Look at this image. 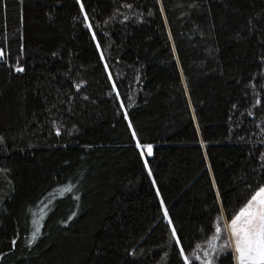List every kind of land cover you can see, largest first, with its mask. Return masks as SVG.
Returning a JSON list of instances; mask_svg holds the SVG:
<instances>
[{
    "label": "trees",
    "instance_id": "1",
    "mask_svg": "<svg viewBox=\"0 0 264 264\" xmlns=\"http://www.w3.org/2000/svg\"><path fill=\"white\" fill-rule=\"evenodd\" d=\"M0 49V264H237L264 0H0Z\"/></svg>",
    "mask_w": 264,
    "mask_h": 264
},
{
    "label": "snow or ice",
    "instance_id": "2",
    "mask_svg": "<svg viewBox=\"0 0 264 264\" xmlns=\"http://www.w3.org/2000/svg\"><path fill=\"white\" fill-rule=\"evenodd\" d=\"M80 7L83 8V3H80ZM84 17L88 18L87 11L84 12ZM128 19V17H125ZM87 27L91 28L92 24L89 23ZM93 37H95V32L92 33ZM97 46H99V42H97ZM3 55V50L0 49V56ZM101 57H103V52L100 53ZM264 60V57L261 58ZM105 66L107 63L105 62ZM23 67L17 68V71H23ZM76 88H80V84L76 85ZM118 94V93H117ZM122 103V102H121ZM259 103V101H257ZM126 111V110H125ZM131 123V121H129ZM57 133H59L60 129L57 127ZM132 135L135 136V130L133 129ZM3 136H0V142L3 141ZM136 143L140 146L141 152L147 149L149 154L152 153L153 145L140 144V141L137 139ZM145 164H147V160H145ZM151 168H148V173L151 175ZM153 183H155V178L153 177ZM157 192H159V188H157ZM217 194L218 190H217ZM161 204H163V197L160 200ZM163 213L165 216H168V209L164 207ZM75 215V214H73ZM169 223H171V217H168ZM228 229L230 235L227 239H225L224 243L227 247L232 248L235 252V259L239 261V264H264V184L259 185L257 189L254 191V194L251 195V198L247 200L246 203L243 204L242 207L239 208V211L232 215L230 223L228 224ZM33 231L32 240L35 241L37 239V232ZM215 231L217 234L220 233L221 228L219 223L216 225ZM175 226L172 227V235L175 237L177 241H179L180 237L176 235ZM217 239L216 236L213 237V240ZM15 240L12 241L15 244ZM215 246H213L214 250ZM181 254L185 261L188 264H191L189 257L184 255V249L181 247ZM199 259V257H197ZM204 264H214V256L210 253H205Z\"/></svg>",
    "mask_w": 264,
    "mask_h": 264
},
{
    "label": "rangeland",
    "instance_id": "3",
    "mask_svg": "<svg viewBox=\"0 0 264 264\" xmlns=\"http://www.w3.org/2000/svg\"><path fill=\"white\" fill-rule=\"evenodd\" d=\"M152 152H153V150H152ZM143 153H145V154H149V153L147 152V149H146V148H145V150L143 151ZM144 159L147 160L145 155H144ZM230 220H231V219L228 220V219L225 218V226H226V230H227V234H228V236L230 235V232H229V229H228V224L230 223ZM224 248H225V249H228L229 247H227V246L225 245ZM230 249L232 250V252H233V256H234V258H235V252H234V250H233L232 248H230ZM235 261H236L237 264H239V261H237L236 259H235Z\"/></svg>",
    "mask_w": 264,
    "mask_h": 264
}]
</instances>
